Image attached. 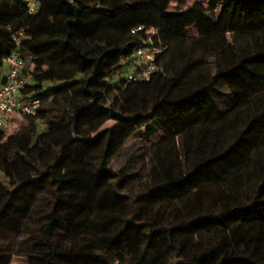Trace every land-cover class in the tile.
I'll return each instance as SVG.
<instances>
[{
	"label": "trees",
	"instance_id": "16d2710c",
	"mask_svg": "<svg viewBox=\"0 0 264 264\" xmlns=\"http://www.w3.org/2000/svg\"><path fill=\"white\" fill-rule=\"evenodd\" d=\"M171 1L37 0L33 14L22 0L0 1V67L13 52L29 54L35 67L24 66L21 100L40 99L34 115L22 114L29 131L0 130V264H264V197H239L251 177L264 188V132L250 102L264 91V0L185 10H171ZM137 25L157 31L163 74L121 90ZM20 30L16 45L11 34ZM73 65L76 73L65 74ZM53 77L62 81L46 87ZM218 83L229 97L223 111L212 94ZM67 88L76 95L40 130L43 99ZM179 102L216 114L199 137L192 126L181 131L197 141L184 139L186 170L156 153L149 168L132 152L110 166L127 129L155 123L162 107ZM91 111L116 122L91 135L83 118ZM224 126L232 142L223 147ZM186 197L197 204L172 207Z\"/></svg>",
	"mask_w": 264,
	"mask_h": 264
},
{
	"label": "rangeland",
	"instance_id": "374dc122",
	"mask_svg": "<svg viewBox=\"0 0 264 264\" xmlns=\"http://www.w3.org/2000/svg\"><path fill=\"white\" fill-rule=\"evenodd\" d=\"M196 3H201L205 7L207 6V0H172L170 4L171 10H185L192 7ZM217 8H220L218 6ZM24 65L28 71L34 69V64L31 61V56L24 52ZM47 69V67H43ZM76 73V66L73 65L65 72V74ZM62 81L61 78L53 77L47 81L46 87H52ZM216 90H212L213 97L216 101L217 108L223 111L228 106L229 97L226 94L227 90L222 83L216 84ZM76 95L75 88H67L64 91L58 93L54 98H44L42 102V119H38L36 122L39 129L44 128L43 119L50 115L52 118L57 119L60 114L63 113L65 108L68 106V99ZM116 96L111 97V101H115ZM254 114L258 119V124L264 132V91L256 96L250 98ZM216 115V114H215ZM211 115H199V111L196 106L191 102L166 105L160 109L158 113L157 121L155 123H149L142 127L127 129L123 134L117 145V151L113 154L110 159V166L112 168H118L124 163L128 153H134V160L136 164H140L141 161L146 162V167L149 168L155 163V153L161 158H165L168 163L173 164L175 170H186L187 164L192 161L191 153L186 156H180V151L183 153L185 149L184 139L193 146L197 143L196 139H192L191 142L186 137V133L181 131L188 126H192L190 134L192 137H199L200 128L205 120L214 117ZM200 116V117H199ZM85 126L84 129L91 135L106 128L111 127L115 124L116 120L111 118L109 115L102 111H91L84 117ZM32 121L20 113H14L8 118V129L7 134L18 133L22 131H29ZM225 127V126H224ZM150 128L153 130L150 131ZM229 131H224L221 139V146H227L232 142V131L230 127H225ZM181 132V133H180ZM209 140V138L207 139ZM65 141V139L63 140ZM161 142L160 147L158 144ZM208 147L211 146V142H208ZM264 150V146H262ZM91 165V159L87 158L84 160V168L89 169ZM191 165V164H190ZM261 192V197H264V188H260V180L255 177L248 179L245 188H241L239 191V197L241 200L250 201L253 194ZM172 207L181 206L186 204V207L195 206L197 203L193 197L183 198L181 200H173L170 202ZM153 210H158V205H153ZM169 210V209H168ZM164 214H167V210H161ZM11 264H26V258L24 257H13Z\"/></svg>",
	"mask_w": 264,
	"mask_h": 264
},
{
	"label": "built area",
	"instance_id": "2783aa9c",
	"mask_svg": "<svg viewBox=\"0 0 264 264\" xmlns=\"http://www.w3.org/2000/svg\"><path fill=\"white\" fill-rule=\"evenodd\" d=\"M1 1V0H0ZM24 1L28 12L38 11L37 0ZM143 32V34H142ZM157 31L146 29L143 25L133 26L130 34L136 40V46L128 57L123 73L121 90H125L131 83L149 81L157 73L163 74L162 67L157 63V56L163 52V47L156 41ZM16 45L24 38L22 30L11 34ZM24 60L15 52L6 56L0 67V130L7 131L8 118L14 113L34 115L40 106V99L36 96L22 98V90L30 81V76L24 71Z\"/></svg>",
	"mask_w": 264,
	"mask_h": 264
}]
</instances>
